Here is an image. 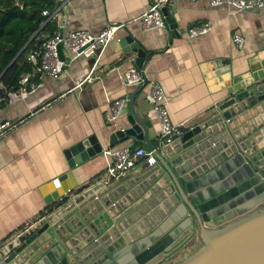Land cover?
<instances>
[{"label":"water","instance_id":"obj_1","mask_svg":"<svg viewBox=\"0 0 264 264\" xmlns=\"http://www.w3.org/2000/svg\"><path fill=\"white\" fill-rule=\"evenodd\" d=\"M117 41L141 68L147 51ZM206 83L213 101L168 141L133 110L108 133L110 147L142 141L150 164L78 179L102 145L94 133L68 145V168L39 184L44 205L0 243V264H264V47L243 69L210 60Z\"/></svg>","mask_w":264,"mask_h":264},{"label":"crops","instance_id":"obj_2","mask_svg":"<svg viewBox=\"0 0 264 264\" xmlns=\"http://www.w3.org/2000/svg\"><path fill=\"white\" fill-rule=\"evenodd\" d=\"M55 2L57 11L45 15L49 23L37 31L38 40L50 35L57 23L62 24L63 31L86 28L91 32L109 22L122 24L101 50L89 55L69 60L71 53L63 48L66 64L55 78L38 71L32 61L34 66L26 71L31 77L24 86L18 82L17 86L5 90L0 84V122H15L0 137V243L42 209L44 200L38 186L68 168L63 153L68 145L90 133H94L102 145L98 154L72 168L75 178L81 179L104 173L110 160L104 152L111 148L106 145L108 133L129 125L127 114L132 110L141 121L147 119L154 132L159 131L144 96L146 83L132 85L122 80L121 70L136 65L133 52L121 51L119 37L130 35L147 51L140 69L146 81L161 84L169 121L181 127L207 107L216 95L206 83L210 60L227 58L231 69H243L246 58L264 47V6L231 10L224 4L211 6L208 0H175L169 5L174 20L167 30L141 28L138 16L149 0ZM193 24L209 27L206 32L190 37L187 27ZM232 32L241 35L240 46L232 41ZM87 72L94 77L77 85ZM29 82L34 86L29 87ZM121 95L128 96L121 112L114 119L106 120L104 113L110 101ZM149 141L153 143L154 138ZM125 145L147 148L132 137L112 147ZM141 163L142 159L130 169ZM233 209L226 206L223 217Z\"/></svg>","mask_w":264,"mask_h":264},{"label":"built area","instance_id":"obj_3","mask_svg":"<svg viewBox=\"0 0 264 264\" xmlns=\"http://www.w3.org/2000/svg\"><path fill=\"white\" fill-rule=\"evenodd\" d=\"M173 1L175 0H149L147 7L138 16L141 28L151 29L163 27L167 30L170 29L173 17L170 14L169 5H171ZM208 4L211 6L224 4L231 10H244L263 7L264 0H208ZM163 5L166 7V12L164 13L161 11V6ZM57 8L56 4L50 9L44 6L41 9V14H53L57 11ZM121 24L122 23L109 22L98 31L91 32L86 28H73L63 31L62 24L57 23L53 32L45 38L41 46L28 52L26 59L32 62L38 57L39 61L36 65V69L49 77L55 78L66 64V58L62 60L58 58L56 50L57 44H61L62 48H66L70 51L69 60L78 55H89L95 50H101L113 37L114 32ZM208 27L209 26L206 24L190 25L187 27V34L190 37L197 36L206 32ZM231 39L237 46H240L242 43V37L237 32H232ZM29 76L31 77V73L29 72L22 73L18 80L19 84L24 86L25 83L28 82ZM93 77L94 76H92L90 72H87L77 82V85ZM121 77L126 84L144 85L146 83L144 96L150 104V108L158 123V136L161 140L168 141L171 137L181 133L182 127L169 121L166 96L158 81H146L142 69L133 65L124 67L121 70ZM33 86L34 83L29 82V87ZM127 99V95H121L112 99L109 103L108 110L104 113V118L106 120H112L119 115ZM14 124L15 122L13 123L8 120L0 122V137ZM104 152L110 156V160L104 171L106 176H115L122 173L133 167L140 159L147 164L154 161L151 149H147L141 145L135 146L134 148L127 145L111 147L105 149Z\"/></svg>","mask_w":264,"mask_h":264},{"label":"trees","instance_id":"obj_4","mask_svg":"<svg viewBox=\"0 0 264 264\" xmlns=\"http://www.w3.org/2000/svg\"><path fill=\"white\" fill-rule=\"evenodd\" d=\"M55 4V0H0V84L5 90L17 86L20 75L38 63V57L33 64L26 55L45 40L36 39L37 31L49 23L41 9Z\"/></svg>","mask_w":264,"mask_h":264}]
</instances>
